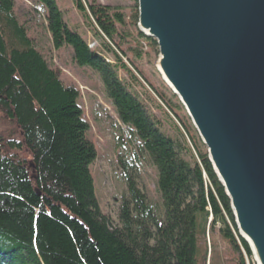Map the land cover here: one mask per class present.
<instances>
[{
  "label": "trees",
  "instance_id": "obj_1",
  "mask_svg": "<svg viewBox=\"0 0 264 264\" xmlns=\"http://www.w3.org/2000/svg\"><path fill=\"white\" fill-rule=\"evenodd\" d=\"M35 2L45 10L54 48H70L77 65L100 76L127 135L156 166L160 207L120 159L128 184L120 224L103 212L91 170L98 149L81 91L37 49L15 13L16 0H0V120L7 125L0 129V264H246L241 247L252 251L208 152L196 141L194 150L185 124L166 110L177 106L176 94L160 93L135 64L144 52L128 31V25L137 31L134 19L128 23L122 11L98 0H75L103 35L113 63L70 28L58 0ZM118 36L135 62L113 47L121 45Z\"/></svg>",
  "mask_w": 264,
  "mask_h": 264
},
{
  "label": "water",
  "instance_id": "obj_2",
  "mask_svg": "<svg viewBox=\"0 0 264 264\" xmlns=\"http://www.w3.org/2000/svg\"><path fill=\"white\" fill-rule=\"evenodd\" d=\"M241 237L264 264V0H138Z\"/></svg>",
  "mask_w": 264,
  "mask_h": 264
},
{
  "label": "rangeland",
  "instance_id": "obj_3",
  "mask_svg": "<svg viewBox=\"0 0 264 264\" xmlns=\"http://www.w3.org/2000/svg\"><path fill=\"white\" fill-rule=\"evenodd\" d=\"M98 1L102 5H108L112 9L122 11L126 15L128 23L131 22V19H134L137 31L142 32L138 25V0ZM58 2L70 28L79 31L91 46L97 47L98 51L102 52L110 62L115 63L113 54L103 49V35H99L98 27L87 21L75 5V0H58ZM15 13L19 20L28 28L29 35L33 39L35 46L50 62L52 68L61 72L62 78L67 85L75 86L81 91V103L85 107L87 118L91 123L89 137L98 149V157L91 165V170L94 174L96 193L103 212L111 217L115 225L120 224V204L122 198L128 196V184L120 159L125 161L129 173L137 177L139 187L147 195L150 202L159 208L160 195L157 189V168L155 165L153 166L146 153L138 151L135 140L127 135L126 126L119 122L117 113L105 95L100 76L88 67L77 65L74 62L73 51L70 48H62L60 50L54 48L52 36L47 29L45 21V10L35 0H16ZM134 27L133 25H128V31L133 35V41L135 40L133 46L141 47L142 45L144 58L141 63H136L137 61L130 46L122 43L119 36L116 39L121 45L118 47L112 44L113 47L121 54L125 62L130 64L129 60L132 62L136 61L135 64L141 70L147 82L153 85L160 93L164 94V89L167 91L169 89L175 94L173 88L165 81L163 74L158 69L160 57L158 43L152 49L144 41L145 39L138 36ZM148 84V88L156 95ZM177 98L179 99L178 96ZM177 98H173L174 102L178 103L177 106L175 105L174 109L166 108V110L168 109V112L176 116L182 125L185 124V129L189 136L193 140L195 139L198 147L204 152H208L207 146L203 143L196 127L192 124L186 108L180 99L178 101ZM5 126L7 125L0 120V129H5ZM207 243L209 247L212 246V237L209 234ZM220 244L222 246L221 251H228L226 244L222 242ZM241 249L245 259L246 254L249 257L253 256L256 264H258L252 250V255H248L243 246Z\"/></svg>",
  "mask_w": 264,
  "mask_h": 264
},
{
  "label": "built area",
  "instance_id": "obj_4",
  "mask_svg": "<svg viewBox=\"0 0 264 264\" xmlns=\"http://www.w3.org/2000/svg\"><path fill=\"white\" fill-rule=\"evenodd\" d=\"M184 133H185V135H186L188 141L190 142L192 148L195 150V147H194L195 144H194V142H193V141H195V139L193 140V138H191V137L189 136V134H188V132L186 131V129H184ZM250 260H251V262H250ZM246 262H247V264H256L255 259L253 258V256L249 257V256H247V254H246Z\"/></svg>",
  "mask_w": 264,
  "mask_h": 264
},
{
  "label": "bare ground",
  "instance_id": "obj_5",
  "mask_svg": "<svg viewBox=\"0 0 264 264\" xmlns=\"http://www.w3.org/2000/svg\"><path fill=\"white\" fill-rule=\"evenodd\" d=\"M166 81V80H165ZM167 83H168V81H166ZM192 124H193V122H192ZM194 125V124H193Z\"/></svg>",
  "mask_w": 264,
  "mask_h": 264
}]
</instances>
